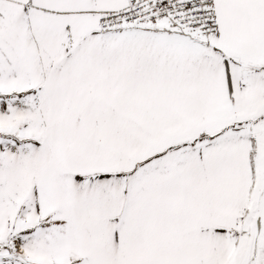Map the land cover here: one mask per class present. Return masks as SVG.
Here are the masks:
<instances>
[{
	"label": "snow or ice",
	"instance_id": "1",
	"mask_svg": "<svg viewBox=\"0 0 264 264\" xmlns=\"http://www.w3.org/2000/svg\"><path fill=\"white\" fill-rule=\"evenodd\" d=\"M0 264H264V0H0Z\"/></svg>",
	"mask_w": 264,
	"mask_h": 264
}]
</instances>
